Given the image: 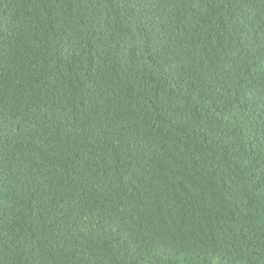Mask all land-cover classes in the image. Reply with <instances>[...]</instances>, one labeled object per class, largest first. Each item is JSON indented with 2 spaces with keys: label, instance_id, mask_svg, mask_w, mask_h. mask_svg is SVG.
I'll use <instances>...</instances> for the list:
<instances>
[{
  "label": "trees",
  "instance_id": "1",
  "mask_svg": "<svg viewBox=\"0 0 264 264\" xmlns=\"http://www.w3.org/2000/svg\"><path fill=\"white\" fill-rule=\"evenodd\" d=\"M0 264H264V0H0Z\"/></svg>",
  "mask_w": 264,
  "mask_h": 264
}]
</instances>
